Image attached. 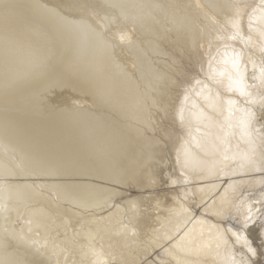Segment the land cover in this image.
<instances>
[{"label": "bare ground", "instance_id": "bare-ground-1", "mask_svg": "<svg viewBox=\"0 0 264 264\" xmlns=\"http://www.w3.org/2000/svg\"><path fill=\"white\" fill-rule=\"evenodd\" d=\"M0 264H264V0H0Z\"/></svg>", "mask_w": 264, "mask_h": 264}]
</instances>
